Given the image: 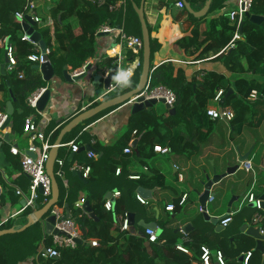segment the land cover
I'll use <instances>...</instances> for the list:
<instances>
[{
	"label": "trees",
	"instance_id": "trees-1",
	"mask_svg": "<svg viewBox=\"0 0 264 264\" xmlns=\"http://www.w3.org/2000/svg\"><path fill=\"white\" fill-rule=\"evenodd\" d=\"M118 1L120 0H106L103 6H97L91 0H56V7L51 10V16L55 22L54 32L51 33L47 27L36 26L35 28L41 34L47 48L51 49L49 60L56 75L61 76L65 67H68L71 72L80 69L88 59L96 57V40L99 29L106 24L116 26L122 22L123 15L121 13L109 10V6ZM206 1L188 0L197 9L203 7ZM29 2L30 0H0V39L6 38L8 43L16 46L18 60L17 70L13 74L4 76L0 90L5 92L8 99H10L9 90H11L15 99L12 130L17 134L24 132L25 120L34 112V109L27 103L28 98L38 89L48 85L33 67L34 65L27 60L33 46L29 42L22 41L23 25L16 17L17 13L25 10ZM133 2L140 4V0H127L128 10L134 18V22L132 24L129 22L128 26L127 13V26L131 30L128 34L132 33L133 28L137 34L131 35L142 38L141 25L133 8ZM214 8H216L215 2L211 4L210 11ZM184 15L194 21L198 20L199 23L194 27L192 36L178 41L175 44V49L183 51L188 58H192L200 51L203 44L200 42L203 34L200 30L205 18L196 19L185 8L178 17ZM250 15L264 17V0H254ZM219 24L222 26V32L216 33V37L222 38L225 34V39L223 43H219L218 48L214 49L216 54L223 49L226 50L235 33V27L229 23L227 18H224ZM149 32L151 36L150 29ZM241 32L242 38L236 42L235 47L228 50L227 54L218 57L231 73L238 76L233 84L235 92L225 100V105L230 106L235 112V118L230 122V128L234 130L233 135L238 133V127L247 123L249 117L253 116L254 106L264 104L252 105L246 101V97L253 89L262 90L264 88L263 83L246 77L247 74L264 76V21L260 25H256L246 18ZM207 33L210 38L214 37V32ZM150 46V90L160 86L166 87L175 93L176 102L173 115H160L154 109H145L130 116L128 132L125 133L121 143L128 145L131 141L129 135L136 131L135 151L144 166L147 165L146 160L153 156L156 145L167 146L173 152L181 154L190 148L205 145L219 122L210 119L206 110L219 89H225L226 95L231 87L225 77L213 72L208 73L201 83L188 82L185 72L182 69L176 70L175 65L171 62L164 63L152 70L154 68L152 60L155 52L160 49V44L151 37ZM206 54L199 53L195 59H205L207 58ZM140 55L142 62L143 50ZM133 57L134 55L130 53V60ZM114 61V59L106 57L98 62L96 67L97 69L112 70L116 66ZM141 67L127 86L116 95L130 92L137 87ZM19 73L23 75L22 78H19ZM118 107L110 108L84 122L73 131L72 136L68 135L67 139L71 141L84 124L88 125ZM4 108L5 104H2L0 113ZM81 139L87 142L89 137L84 134ZM2 142L7 145L6 142ZM52 143H55V139L51 140ZM66 164L70 165L68 161ZM121 164L126 167L130 161L119 162L105 157L99 158L91 166L87 183L77 180L78 186L76 188L71 186L67 190L64 189L60 178L55 177L60 189L59 206L64 207L68 204L71 208L78 198L79 192L86 195L85 200L91 204L98 220L78 209L73 210L72 217L79 225L83 239H97L98 247L93 248L88 244L78 245L76 249L61 250L60 257L56 259L42 256L36 258L43 240L47 247L52 245L51 237L47 236L44 239L42 225L37 223L21 233L0 237V264H28L29 258H33L31 264H193L194 260L198 261L199 257H190L176 249L182 235L176 230L169 229L167 223L161 224L159 241L155 244H148L144 236L145 230L141 227L138 228L143 231V234L138 236L131 234L130 231L128 233L121 232L118 226H115L114 214L117 217L129 215L136 212L138 206H141L136 198L139 187H155V183H146L144 177H141L140 181L129 180L125 168L120 170L119 176H115V171ZM13 165L16 163L14 162ZM99 170L103 172V177L98 176ZM117 189L120 192V197L115 202L114 210L107 212L104 208V196L108 191ZM41 201L42 198L39 205H41ZM248 210L254 212L253 209L249 208ZM32 212L33 210H26L25 221ZM241 218L242 215H236V220ZM218 244L216 247L222 248ZM255 248V240L246 236L240 237L227 249V264H243L238 259L242 253L249 251H253V256L248 264H262L264 253L255 251Z\"/></svg>",
	"mask_w": 264,
	"mask_h": 264
},
{
	"label": "crops",
	"instance_id": "crops-1",
	"mask_svg": "<svg viewBox=\"0 0 264 264\" xmlns=\"http://www.w3.org/2000/svg\"><path fill=\"white\" fill-rule=\"evenodd\" d=\"M33 1H35L46 25H48L47 28L50 29L51 33H53L55 22L51 16V10L53 9V6L56 7L55 4H52L51 0ZM141 1L142 0H140V4ZM179 2L183 1L145 0L144 14L147 26L151 31V37L156 39L160 44V49L155 52L152 60V65L154 66L152 70L164 63L171 62L175 65L176 70L182 69L185 72L188 82L195 81L196 83L203 82L208 73H217L227 79L229 82L228 85L231 86L230 90L235 92L233 84L238 76L231 73L223 62L218 59L221 55L227 54L230 48L226 51L223 49L217 54L214 49L218 48L220 46L219 43H223L225 39V34H223L222 38L216 37V33L222 32V26H220L219 23L222 22L224 18H227V14L230 10L236 8L237 0H212L211 4L215 2L216 8L210 11V5L209 11L204 17H196L184 6V8L194 18H205L202 22L200 30V32L203 33L200 38V42L203 44L200 51L192 58H188L183 51L180 52L175 49V44L184 38H190L193 34L194 27L199 23V21H194L187 15L178 17V15L184 10V8L181 9L177 6ZM186 2H188V0H186ZM140 4L136 5L139 6ZM190 6L193 12L196 13L200 12L204 8L205 4L203 7L198 9L193 7L191 4ZM117 13H121L123 15V19L121 24H117L114 27L123 28L124 32L129 35L128 33L131 31L130 27H128L129 22L132 24L134 22V18L132 13L128 10V3L124 12L123 10H120ZM127 13L128 26L126 16ZM207 32H214V37L210 38L207 36ZM133 33L137 34V31L132 28V33H130L129 36L139 37L137 35H131ZM96 42L97 55L94 58L88 59L84 65L87 68L89 67L87 71L85 68L86 76L84 79L68 83L64 78V68L61 76L56 75L55 73V77L50 83H47V87L41 88L45 90H52L50 102L43 112H39L37 109H34V112L29 117L34 120L39 129L49 139L50 143L53 139H55L56 143L62 129L73 118L85 110L95 107L94 105H98L103 101H99L98 103L96 102V100L105 92L103 90V84L93 85L92 81L93 76L97 74L103 76L104 80L106 78H104V72L106 69H97L96 65L98 63H96L95 60L97 57L102 55V61L107 57L105 56L106 53L110 55H112V53L118 54L122 52V49L119 42L116 40L115 34L106 33V36H99L98 34ZM114 43L116 44L115 46H113ZM199 53H207V58L200 60L195 59ZM5 61L6 51L2 44H0V64L5 63ZM33 65L34 68L37 66V64ZM66 68L68 74L71 76L74 71L71 72L68 67ZM37 71L42 77L41 72L39 70ZM246 77L248 79H255L264 84V76L259 74H247ZM3 78L4 76L0 74V84L3 81ZM97 90H102V93L97 95ZM9 94L10 99L6 97L5 92L0 90V108L2 104H5V108L1 110V113H7V103L12 100L11 90H9ZM116 96L119 95H115L114 97ZM158 104L153 108L157 113L167 116L172 115L164 104L161 106ZM254 107L253 116L249 117L248 122L245 123L246 125L243 124L244 126L241 132L238 131V133L233 135L234 130L230 128V123L224 121L223 122L227 127H221V129H218V122L210 137L211 139L218 133L217 138L213 142H209V139L205 145L190 148L183 154L175 153L167 146H161L168 148L169 153L160 154L153 150L154 154L150 159L146 160V166L142 165L141 159L135 151L136 146H130L133 150L131 154L125 153V149L129 147L128 145H132L135 141H137V136H134L133 133H131L129 135L131 139L129 144L123 145L124 143H121L124 139L125 133L128 132V122L132 113L131 106L129 105L118 107L94 122H91L88 125L84 124L81 130L75 134L76 136L72 138L71 141L67 139V136H72L75 129L71 133L64 136L58 150L57 162L54 168L55 177L58 176L60 178V182L62 183L64 189L67 190L71 186L76 188L78 186L77 180L87 183V179L83 178L82 180L75 174V171H77L76 166H90L91 168L93 163L97 162L98 159L102 157L111 160L114 159L119 162L130 161V164L126 167L121 164L117 169L123 170V168H125L128 172V176L139 175L140 177H144V181L146 183H155L154 188L143 186L139 187L152 191L153 193L151 199L143 198L148 202L147 205H142L139 202L141 206H138L136 212L131 213L135 216V224L130 226V233L138 236L142 235L143 231L138 228H143L139 225L142 222L146 224L155 223L157 224V229L160 230L161 224L167 223L169 229L176 230V232L181 233L182 237L180 238V244H183L186 247L189 246L187 248L191 252L190 257H199L200 246L206 245L213 252L217 250L223 251L227 260V249L235 240L242 236H246L241 233L242 226L244 224L252 226V220L257 213L264 218V212L258 211L257 208L249 207L251 203H248L246 200L248 193H253L256 197L263 193L264 188V146H259V142L262 141L261 135L264 136L262 130V127H264V104H260V106L255 105ZM12 126L13 121L11 120V123L8 125L6 130L2 132V138L0 140V221L20 212L23 209L25 205V197L18 196L16 190H21L27 196L28 186L30 183V179L23 173L21 168L22 158L24 155H27L26 153L29 151L30 135L25 132V128L22 134H17L12 130ZM226 128L228 129L226 130ZM84 134L89 137L87 142L81 139ZM6 135H9V139L6 138ZM2 141L6 142L7 145H4ZM71 142L77 144L79 146V150L87 145H90L95 151L93 153L95 156H91L89 155V152L84 151L81 153L79 152L72 157V147L68 145ZM217 142L220 146H214ZM55 143L52 144L55 145ZM11 148L18 149L19 155L12 154ZM247 153H250L247 160H250L253 164L251 172L242 170L241 166L243 162L240 164L238 162L239 155L244 156ZM59 161L64 162L62 167L59 166ZM66 161H68L70 165L66 164ZM14 162L16 165H13ZM238 164L241 172H237L236 177L242 176L244 181L238 186L237 194L245 192V198H241L236 201V199L234 200V197L230 195L229 192L224 195H221L220 193V196H217L214 200L211 199L210 202L208 201L206 204L205 211L210 219V221H207L204 218V211L200 204V199L195 194L194 190H202V186L199 182L205 181V177L207 175L212 176L214 170L222 174L226 173L228 168L235 167ZM155 172H157V174H155ZM102 173L103 172L100 170L97 172L99 177H103ZM252 174L256 176L257 182L256 184L251 185L253 181ZM115 176H119L116 171ZM230 179L233 181V177H230ZM134 181H140V179ZM114 192H119V190L108 191L104 196L105 202L106 195L108 193L113 194ZM212 192L219 193L220 187L218 185L214 186ZM184 195H187L188 198L184 204H181ZM137 196H139L138 190ZM82 199H86V195L83 192H79L78 198L73 203L71 208L68 204L65 205L67 207H63L64 214H68V216L73 219V210L78 209L86 212L83 208L80 209L76 207ZM114 201L116 202V200ZM86 202L88 201L86 200ZM170 206L174 207L173 211L167 210V207ZM249 208L253 209L254 212H250L248 210ZM35 211L36 210H33V212ZM228 213H234L233 221L228 227L224 228L221 226L220 222L218 223V227L211 222V220H214L215 218H222ZM86 214L88 213L86 212ZM93 214L98 220L94 211ZM238 214L242 215L240 220H236V215ZM88 215L90 216V214ZM47 217L48 214L45 218ZM119 219L120 216L117 217V215L114 214V223L116 227L119 225ZM27 223L28 216L25 221L24 214H22L14 219L9 226L3 230L13 228L18 231ZM39 223L42 225L41 222ZM187 224H191L192 226L188 234L179 231ZM43 234L45 236L44 229ZM43 244H45L44 240L41 243L39 250L42 248ZM217 244L222 246V248L218 249L216 247ZM38 253L35 256L36 258ZM244 254L245 253H242L238 259L240 263H243L240 259L244 256ZM32 261L33 258L30 259L28 264H31ZM194 262H196V260H194Z\"/></svg>",
	"mask_w": 264,
	"mask_h": 264
},
{
	"label": "built area",
	"instance_id": "built-area-1",
	"mask_svg": "<svg viewBox=\"0 0 264 264\" xmlns=\"http://www.w3.org/2000/svg\"><path fill=\"white\" fill-rule=\"evenodd\" d=\"M106 0H91L97 6H103ZM254 0H237L236 8L230 10L227 14V19L231 25L235 27V33L233 36L232 41L230 42L227 49H232L235 47V44L238 40L242 38V26L247 17V14H250V10L252 9ZM127 0H120L115 4L109 6V10L111 12H118L126 10ZM177 6L181 9L184 8V3L179 2ZM17 19L23 25L26 22L27 18H31L33 22L36 23L37 26L42 28L48 27L46 25L43 16L36 5L35 1L30 0V2L25 7L23 12L16 14ZM99 33H107V34H115L116 40L119 42L120 47L122 49L121 53L114 54H105L108 58L114 59V63L117 67V73L114 76L113 81L111 82L109 88L104 90L105 92L96 100L98 103L105 99V97H114L119 91L123 90L127 84L131 81V79L135 76L139 68L141 67V58L140 54L143 50V42L142 38L129 36L127 35L123 28L114 27L110 25L102 26ZM22 41L29 42L32 44V52L27 56L28 62L32 64L41 65L47 62V58L51 54V49L46 48L45 53H42L41 48L38 43H34L31 41L29 37L23 34ZM0 44L5 48L6 51V59L7 63L5 66L6 74H13L17 70L18 60L16 57V46L14 44L8 43L6 38L0 39ZM224 50V51H226ZM223 51V52H224ZM132 53L134 55L133 59L130 60L129 55ZM102 55L96 58V63L101 61ZM86 66H83L82 69H77L72 73V77L81 76L85 73ZM110 70L106 69L104 72V78L108 76ZM23 75L19 73V78H22ZM150 80L151 77L149 76L147 86L145 90L135 97H133L126 105H133L138 98L145 97L146 100L149 99H163L165 100L166 104L170 106V108H174V104L176 102V95L170 89L166 87L160 86L155 89L150 90ZM45 89H40L30 95L27 100L28 105L33 108L37 109V102L40 99L41 95L44 93ZM225 96V90L219 89L214 96L212 103L208 106L206 110L207 116L212 120L224 121L230 123L235 118V112L230 106H226L225 103L220 106L219 103ZM246 101L250 104H258L264 103V88L262 90L253 89L249 95L246 97ZM7 119L6 113H0V140L2 138V127ZM25 132L30 135V145L28 150L36 154V158L33 159L27 155H24L22 158V171L23 173L30 178V183L28 186V195L26 196L21 190L17 189L16 193L18 196L25 197V205L23 209L13 214L12 216L0 221V231L4 228H7L9 224L16 219L19 215H22L26 212V210H37L38 208H42L45 206L49 200L51 199L52 195V182L47 173V163L49 160L50 150L55 147V145L51 144L49 139L44 135V133L39 129L37 124L31 117H28L25 120ZM134 136H137V132H133ZM72 147L73 153H78L79 146L74 144V142L69 143ZM129 147L125 149V153L131 154L132 153V146L131 144L128 145ZM154 151L160 154H167L169 153L168 148L161 147L156 145L154 147ZM11 153L14 155H19V151L16 148H11ZM89 155H93V153L89 152ZM63 161H59L58 164L60 167L63 165ZM242 170L246 172H251L253 169V164L250 160L244 161L242 163ZM76 170L82 173L83 178L88 179L91 168L90 166H76ZM117 174H120V169L116 170ZM60 175V173H59ZM141 177L139 175H131L129 176L130 180H139ZM42 188L43 193H39V189ZM120 197V192H114L112 197L106 200L104 204L105 210L111 212L114 210V203ZM42 198L41 205H39V201ZM188 196L184 195L182 198L181 204H184L187 201ZM137 200L142 205H147L148 202L144 200L141 196H137ZM246 200L248 203L256 202V208L258 211H261L259 202L253 193H248L246 196ZM86 200L82 199L76 205L77 208L82 209L83 205L85 204ZM174 207L170 206L167 207L168 211H173ZM64 209L62 206L58 204L53 206L49 212L48 216L53 215L56 219V223L54 226L55 230L63 232V235H54L45 234V238L47 236L51 237L52 245L47 247L43 244L42 248L39 250L37 258L40 256L44 258H52L56 259L59 258L61 255V250L63 249H76L79 245L78 241H82L83 245L88 244L93 248L99 246L97 239L91 240H84L80 227L76 222L71 219L70 217H66L64 214ZM234 213H228L221 221V226L224 228L228 227L233 221ZM118 228L121 232L128 233L130 230L129 219L128 215L120 216ZM253 225L259 226V232L262 236H264V218L257 213L254 217ZM144 236L147 239L148 244H155L158 243L159 237L157 236V230L153 229H145ZM186 241V240H185ZM164 243V242H162ZM47 249V253H43V248ZM176 249L188 256H191L190 250L183 244H177ZM253 256V251H249L244 254L243 256V264H248ZM193 264H227L226 257L221 250H217L213 252L208 246L202 245L199 248V260L193 262Z\"/></svg>",
	"mask_w": 264,
	"mask_h": 264
},
{
	"label": "water",
	"instance_id": "water-1",
	"mask_svg": "<svg viewBox=\"0 0 264 264\" xmlns=\"http://www.w3.org/2000/svg\"><path fill=\"white\" fill-rule=\"evenodd\" d=\"M184 3L185 8L193 15H195L196 17H204L207 12L209 11L210 5L212 0H207V2L205 3L204 8L200 11V12H193V10L191 9V6L188 2H186V0H182ZM144 4H145V0L141 1V4L139 6H137L135 3H133V7L134 10L136 11L139 21H140V25H141V32H142V42H143V58H142V67H141V74H140V78H139V82L137 87L130 91V92H126L124 94H121L119 96L116 97H105V99L100 102L97 106L93 107V108H89L87 110H85L84 112L80 113L78 116H76L75 118H73L61 131L56 143H55V147H53L50 150V154H49V160L46 166L47 169V173L51 179L52 182V195H51V199L49 200V202L43 206L42 208H38L35 212H33L32 214H30L28 216V223L21 228L20 230H15L13 228L10 229H6V230H1L0 231V237H3L5 235H11V234H15L16 232H22L25 231L26 229H28L29 227H31L32 225H35L39 222L42 223L43 225V229L45 231V234L50 235V234H54V235H63V232H60L58 230L54 229L55 223H56V219L53 215L48 216L47 218H45V216L48 214L49 210L58 204L59 202V187L55 178V174H54V168H55V164L57 162V156H58V150L59 147L61 146V142L64 138V136L66 134L71 133L74 129H76L78 126H80L81 124H83L84 122L92 119L93 117L97 116L98 114L113 108V107H121V106H126V104L135 96L140 95L146 88L147 83H148V79L149 76L151 74V46H150V32H149V28L147 26L146 20H145V14H144ZM247 19H249L250 22L256 24V25H260L263 21H264V17L262 16H257V15H250L247 14ZM36 23L33 22L31 20V18H27L25 24H23V30L24 33L27 37H29L31 39L32 42L34 43H38L42 53H45L46 51V44L42 39L41 34L36 31ZM99 36H106V33L102 32L99 33ZM116 44L114 43L113 46H115ZM7 63V59L5 61V63L0 64V74L5 76L6 72H5V66ZM37 70H39L42 74V79L46 82V83H50L53 78L55 77V70L53 65L51 64L49 58H47V62L41 65H37L35 67ZM87 69H89V67H86V71ZM117 73V67L115 66L112 70H110L108 76L103 80V76H101L100 74H97L95 76H93V85H101L103 84V90H107L111 84V82L114 79V76ZM64 78L68 83H73L79 80H82L85 78L86 73H83L81 76L78 77H74L72 78L68 72H67V68L65 67L64 70ZM102 93V90H97L96 94L100 95ZM233 90H229L227 92V94L224 96V98H222V100L220 101L219 105L222 106L225 103V100L230 96V94H233ZM52 96V90L51 89H46L44 91V93L41 95L40 99L37 102V110L39 112H43L46 109V106L48 105V103L50 102ZM11 98L12 100L10 102L7 103V119L2 127V131H5L6 128L8 127V125L11 123L12 120V116L14 114V102L15 99L13 98V95L11 94ZM158 103L164 104L166 106V108L169 110L170 114H174L175 113V108H170V106H168L165 102V100L163 99H149L146 100L145 97H140L137 99V101L131 105V113L132 114H136L142 110L148 109V110H153L154 106L157 105ZM6 138L9 139V135H6ZM137 145V141H135L132 146L135 147ZM91 152L94 153V149L90 146L87 145L86 147L81 148L78 153L80 152ZM27 156L35 159L36 158V154L30 151H27ZM77 153H72L71 156L74 157ZM250 156V153L245 154L244 156L239 155V159L238 162L239 164L244 162L245 160H247ZM239 164L235 167H230L227 169L226 173H218L216 170H214L212 176L207 175L205 177V181H200V185L202 186V190H194L195 194L199 197L200 199V204L203 207V211H204V218L207 221H210L209 217L206 214V204L208 203V201L210 202V200H214V198H216L217 196L224 195L227 192H229L230 195H232L234 197V200L236 199V201H238L241 198H245V192H242L240 194H237L238 191V186L240 184L243 183L244 179L242 176H237L236 174L237 172H241L239 169ZM75 174L83 180V176L82 173L80 171H75ZM230 177H233V181L230 179ZM236 177V178H235ZM29 178V177H28ZM30 179V178H29ZM257 182V178L255 175H253V181L251 183L252 184H256ZM218 185L220 187V192L219 193H214L212 192V189L214 186ZM250 185V183H249ZM248 185V186H249ZM250 185V186H251ZM39 193H43L42 188L39 189ZM152 191L146 190L144 188H139L138 189V194L139 196H141L144 199H151L152 198ZM112 197V193H108L105 197V199H110ZM257 201L259 202L261 211L264 212V188H263V193H261L259 196H256ZM114 201V200H113ZM256 202L251 203V205L249 207L251 208H256ZM67 207V206H65ZM83 209L90 214L91 218H95L94 214H93V210L90 206V203L85 202V204L83 205ZM66 217H69L68 214L66 215ZM225 217V216H224ZM215 218L214 220H211V222L213 224H215L216 226L219 227L218 223L224 218ZM45 218V219H44ZM128 219H129V225L133 226L135 224V216L134 214H129L128 215ZM139 225H141L144 229H153V230H157V236L159 237L161 234V230L157 229V224L155 223H149L146 224L144 222L140 223ZM192 228L191 224H187L185 225L183 228H181L179 231L188 234L189 230ZM241 233L245 234L246 236L254 239L256 241V248L255 251L264 253V236H262L259 232V226L257 225H252L249 226L248 224H244L241 228ZM79 245H83L82 241H78ZM43 253H47V249L44 247L43 248ZM240 261H243V257H241ZM263 264H264V255H263Z\"/></svg>",
	"mask_w": 264,
	"mask_h": 264
},
{
	"label": "rangeland",
	"instance_id": "rangeland-1",
	"mask_svg": "<svg viewBox=\"0 0 264 264\" xmlns=\"http://www.w3.org/2000/svg\"><path fill=\"white\" fill-rule=\"evenodd\" d=\"M36 1H37V0H36ZM51 1H52V4H55V6H56V4H57V3H56V0H55V1H54V0H51ZM53 8H54V6H53ZM158 105L161 106L162 104L159 103ZM221 125H222V126H221ZM244 125H246V124H244ZM244 125L238 127L239 132H241V131L243 130V126H244ZM221 127H222V128H223V127H227V126H225V123H224L223 121H219V125H218L217 128H218V129H221ZM227 129H228V128H226V130H227ZM262 130H263V134H264V127H262ZM262 130H261V132H262ZM217 136H218V133L215 134V135L210 139L209 142H213V141L217 138ZM261 137H262V141L259 142V146H264V136L261 135ZM260 143H261V144H260ZM214 146H220V145H219V143L217 142V143L214 144ZM235 146H238V145H235ZM252 175H253V174H252ZM30 259H31V258L28 259V262L30 261ZM28 262H27V263H28Z\"/></svg>",
	"mask_w": 264,
	"mask_h": 264
},
{
	"label": "bare ground",
	"instance_id": "bare-ground-1",
	"mask_svg": "<svg viewBox=\"0 0 264 264\" xmlns=\"http://www.w3.org/2000/svg\"><path fill=\"white\" fill-rule=\"evenodd\" d=\"M117 50V49H116Z\"/></svg>",
	"mask_w": 264,
	"mask_h": 264
},
{
	"label": "clouds",
	"instance_id": "clouds-1",
	"mask_svg": "<svg viewBox=\"0 0 264 264\" xmlns=\"http://www.w3.org/2000/svg\"><path fill=\"white\" fill-rule=\"evenodd\" d=\"M142 65V64H141Z\"/></svg>",
	"mask_w": 264,
	"mask_h": 264
}]
</instances>
